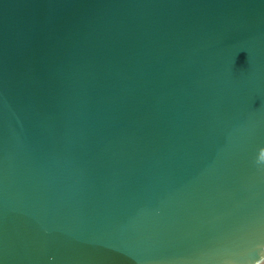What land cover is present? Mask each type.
Returning <instances> with one entry per match:
<instances>
[{
	"label": "water",
	"instance_id": "water-1",
	"mask_svg": "<svg viewBox=\"0 0 264 264\" xmlns=\"http://www.w3.org/2000/svg\"><path fill=\"white\" fill-rule=\"evenodd\" d=\"M0 264H264V0H0Z\"/></svg>",
	"mask_w": 264,
	"mask_h": 264
}]
</instances>
